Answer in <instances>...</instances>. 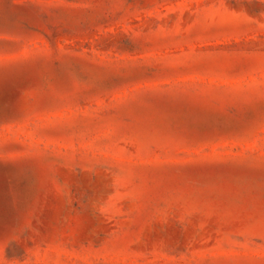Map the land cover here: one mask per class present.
Segmentation results:
<instances>
[{
    "label": "rangeland",
    "instance_id": "374dc122",
    "mask_svg": "<svg viewBox=\"0 0 264 264\" xmlns=\"http://www.w3.org/2000/svg\"><path fill=\"white\" fill-rule=\"evenodd\" d=\"M0 264H264V0H0Z\"/></svg>",
    "mask_w": 264,
    "mask_h": 264
}]
</instances>
